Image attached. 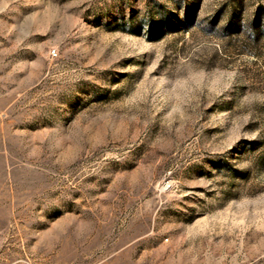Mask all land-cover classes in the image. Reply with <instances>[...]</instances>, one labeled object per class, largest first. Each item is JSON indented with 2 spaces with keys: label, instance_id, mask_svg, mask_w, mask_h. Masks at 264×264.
I'll use <instances>...</instances> for the list:
<instances>
[{
  "label": "rangeland",
  "instance_id": "obj_1",
  "mask_svg": "<svg viewBox=\"0 0 264 264\" xmlns=\"http://www.w3.org/2000/svg\"><path fill=\"white\" fill-rule=\"evenodd\" d=\"M0 264H264V0H0Z\"/></svg>",
  "mask_w": 264,
  "mask_h": 264
},
{
  "label": "built area",
  "instance_id": "obj_2",
  "mask_svg": "<svg viewBox=\"0 0 264 264\" xmlns=\"http://www.w3.org/2000/svg\"><path fill=\"white\" fill-rule=\"evenodd\" d=\"M53 53H56L55 50H53Z\"/></svg>",
  "mask_w": 264,
  "mask_h": 264
}]
</instances>
